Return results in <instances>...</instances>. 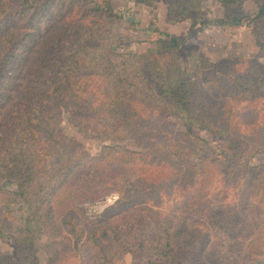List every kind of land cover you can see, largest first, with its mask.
Listing matches in <instances>:
<instances>
[{"label": "trees", "instance_id": "1", "mask_svg": "<svg viewBox=\"0 0 264 264\" xmlns=\"http://www.w3.org/2000/svg\"><path fill=\"white\" fill-rule=\"evenodd\" d=\"M139 1L150 5L154 0ZM163 1L169 22L192 12V25L214 22L229 33L252 23L257 44L264 45L257 31L264 25V0H251L254 6L250 11L244 7L246 0H220L222 16L212 20L200 11L204 0ZM121 17L109 0H0V107L10 99L14 68L25 67L37 58L39 62L29 74L43 63L55 66L58 76L55 82L45 78L39 87L37 84L28 90L30 96L22 105L24 111L32 109V114L24 116L23 129L0 162V179L13 187L0 188L6 191L5 204L19 205L17 219L9 227L4 226L7 221L0 215V236L12 244L15 257L6 264H38L40 236H50L54 223L68 245L86 246L96 264L114 262L112 243L134 214L128 179L142 178L150 169L146 160L148 154L153 156V149L176 164L168 181L182 190L191 189L179 210V220L209 214L204 194L217 171L224 172L226 180L232 179L234 173L249 165L243 157L264 152V130L244 136L233 123L236 106L263 94L264 64L253 60L243 73L239 58L211 62L199 54L196 65L188 69L179 58L187 46L185 38L168 33L152 40L145 52L119 51L114 45L121 41ZM64 37L71 40L70 46L62 41ZM36 46L38 54L32 57ZM43 74L33 75L40 78ZM225 84L230 96L221 107L205 110L197 103L214 99ZM38 92H44L49 100L40 101ZM64 109L79 115L83 130L91 129L101 141L124 139L126 135L120 131L141 132L145 111H157L163 118L182 121L190 144L182 147L173 143L170 133L160 129L159 134L164 133L167 141L154 145L149 153L110 143L93 155L64 142L60 126ZM149 125L151 129H143L155 130V125ZM193 125L226 141L231 155H206L194 164L191 156L202 150L205 141L191 136ZM257 174L250 186L261 204L248 202L238 220H223L229 229H238L240 237L231 242L229 253L213 252L219 264H264V174ZM111 191L119 193L114 204L93 218L84 215V202ZM153 217L140 237L131 238L132 242L117 241L119 249L131 252L133 264H193L198 243L181 235L183 224L172 216Z\"/></svg>", "mask_w": 264, "mask_h": 264}, {"label": "rangeland", "instance_id": "2", "mask_svg": "<svg viewBox=\"0 0 264 264\" xmlns=\"http://www.w3.org/2000/svg\"><path fill=\"white\" fill-rule=\"evenodd\" d=\"M109 1L113 10L122 16L119 30L121 41L114 45L116 50L145 52L150 47L152 40L159 38L163 33H168L185 38L187 46L179 53V58L188 69H192L196 65L199 54L211 62L224 58H239L240 65L238 67L243 73L248 71V66L253 63V60L264 64V45L260 47L257 44L252 23L244 24L229 33L214 22L192 25L194 15L192 12L180 20L169 22L166 17V4L163 0H154L150 5H145L139 0ZM253 6L251 0L244 2V7L248 11L252 10ZM200 11L206 18L212 20L222 16L223 7L220 0H204ZM16 31L19 33L18 29ZM257 31L264 39V25H259ZM44 38L46 37H42V39ZM62 41L67 46L71 44L68 37H64ZM38 46L32 48L30 56L34 57L38 54ZM52 59L56 60L57 58L53 57ZM37 62L39 60L34 58V60H29L25 67L14 68L11 72L10 78H13V84L10 86V99L0 107V162L4 153L11 148V142L16 140L19 136L18 132L23 129L24 116L28 117L32 114V109L24 111L22 105L26 101V97L30 96L28 90L34 89L45 78L49 82H55L58 78L56 67L43 63L35 68L36 72H33L32 75L29 74L30 68L36 66ZM40 72L45 74L39 78ZM34 73H38V75H33ZM225 88L226 84L214 99H200L197 103L205 110H215L221 107L222 102L230 96V90ZM261 92L263 94L254 98L252 102H243L236 106L233 123L238 126L240 133L244 136H255L259 131L264 130V85ZM36 95L40 101L49 100L44 92H38ZM15 113L19 116H16ZM80 120L79 115H70L66 109L63 110L60 126L64 142L65 140L72 142L75 150L83 149L93 155L100 153L102 145L110 143H119L131 150L149 153V149H152L154 145L167 141L164 133L159 134L158 130L160 129L170 133L173 143L182 147L190 144V135L182 121L175 117L163 118L161 114L153 110L145 111L143 114L141 132L137 129L120 131L126 135L122 140L114 138L101 141L95 137L91 129L84 131L79 125ZM149 124L155 125V130H147L152 128L147 126ZM143 126H146L147 129L144 130ZM190 134L205 141L202 150L191 156L194 164L198 162L199 157L206 155H216L217 157L231 155L226 141L213 135L206 128L193 125ZM153 153V156L148 154L150 158L146 160V164L150 169L143 174V177L134 176L128 179L134 214L128 223H123L116 234L112 243L115 245L112 249L114 262L109 264H133L134 258L131 252L124 253L116 242H132L131 238L140 237L144 226L154 220L153 216H172L175 221H180L183 224L181 235L189 241L194 239L198 243L193 264H219L213 258V252L229 253V250H232L231 242L240 237L238 229L236 231L229 229L223 220H238L243 215L244 204L248 202L261 204L252 192L250 180L254 176L256 177L258 172L260 175L264 174V168H259L264 164V152L249 158L243 157L242 161L249 165L240 172L234 173L232 179L226 180V174L221 170L217 171L214 178L207 184L204 194L206 207L210 209L209 214L205 212L187 215L183 220L178 219L179 210L188 200L191 189L182 190L169 182L168 175L175 169V162L160 153L158 149H153ZM194 177L197 181L198 176L195 174ZM0 188L10 190L13 187L4 179H0ZM5 194L6 191L0 190V210L2 208L0 215L2 214L7 221L4 226L9 227V223L17 219L19 205L15 202L5 204ZM118 198L119 193L111 191L101 198L84 202L81 207L86 217L93 218L114 204ZM218 220H222V222H217ZM51 227L53 231L50 236L44 233L40 236L36 253L38 264H96L92 252L86 246L68 245V240L57 229L56 223ZM13 251V246L8 239L0 236V264L14 260Z\"/></svg>", "mask_w": 264, "mask_h": 264}]
</instances>
